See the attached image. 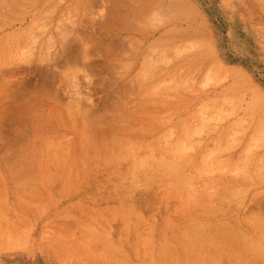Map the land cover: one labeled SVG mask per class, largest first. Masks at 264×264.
<instances>
[{
    "label": "rangeland",
    "instance_id": "1",
    "mask_svg": "<svg viewBox=\"0 0 264 264\" xmlns=\"http://www.w3.org/2000/svg\"><path fill=\"white\" fill-rule=\"evenodd\" d=\"M1 1L23 17L0 26V264H89L84 244L95 264H264V17L252 0ZM164 133L193 154L177 176L155 165L171 190L120 197L104 168L78 181L80 136L98 152ZM82 196L106 217L98 240L67 228ZM13 220L25 232L8 244Z\"/></svg>",
    "mask_w": 264,
    "mask_h": 264
},
{
    "label": "bare ground",
    "instance_id": "2",
    "mask_svg": "<svg viewBox=\"0 0 264 264\" xmlns=\"http://www.w3.org/2000/svg\"><path fill=\"white\" fill-rule=\"evenodd\" d=\"M6 1V0H5ZM61 1V0H60ZM168 1V0H167ZM12 2V0L10 1ZM168 3V2H167ZM12 4V3H11ZM9 5L11 7H15L17 6L16 5ZM252 4H253V7L254 8H257L258 12H259V15L261 17H264V0H252ZM4 4H2V1L0 0V26H6V25H10L12 23V20H15V19H19L23 16H20V14L18 13H12L11 11L7 10L6 8H8L6 6H3ZM19 6V5H18ZM23 6V5H22ZM176 6L177 8H185L184 5L181 3V1H177L176 3ZM47 13V12H46ZM158 17V16H157ZM158 21V19H157ZM86 24V23H85ZM69 31V30H68ZM82 32V31H81ZM17 34H23V32H20V33H17ZM35 34V33H34ZM83 34V33H82ZM38 35V34H37ZM60 35V34H59ZM7 37H13L12 34L7 36ZM29 37V36H28ZM22 38V37H21ZM60 38V37H59ZM88 38V36H87ZM48 39V38H47ZM31 41H33L32 39H30ZM103 40V39H102ZM47 41H50V40H46ZM22 43V42H21ZM48 43V42H47ZM53 43V42H52ZM97 43V42H96ZM100 43V42H99ZM103 44V43H102ZM108 44V43H107ZM106 44V45H107ZM17 45V44H16ZM30 45V44H28ZM100 45V44H99ZM18 46V45H17ZM51 46V45H50ZM102 46V45H101ZM105 46V45H104ZM103 46V47H104ZM25 47V46H24ZM71 47V46H70ZM83 47V46H82ZM102 47V48H103ZM114 47V46H112ZM87 48V47H86ZM84 49V48H83ZM48 50V49H47ZM21 51V49H20ZM182 50H179V53H181ZM25 53V52H24ZM21 54V53H20ZM19 57V56H18ZM193 58V57H192ZM170 59V58H169ZM167 60V59H166ZM149 64H150V59L148 60ZM154 61V60H153ZM160 61V60H159ZM158 61V62H159ZM156 62V61H155ZM162 63V62H161ZM180 63V62H179ZM200 63V61H199ZM152 64V62H151ZM167 64V62L165 63ZM154 65V63H153ZM198 65V64H197ZM151 66V65H150ZM190 66H193L190 65ZM54 67V66H52ZM152 67V66H151ZM191 68V67H190ZM154 70V69H153ZM192 69L190 70H187V71H191ZM75 71V70H74ZM77 72V71H76ZM75 72V73H76ZM207 72V71H206ZM83 73V72H82ZM151 73V71H150ZM43 74V73H41ZM192 74V72H191ZM194 74V72H193ZM205 74V73H204ZM74 75V74H72ZM71 75V76H72ZM48 76V75H47ZM46 76V77H47ZM76 76V75H75ZM70 77V75H69ZM1 78V77H0ZM147 78V77H146ZM220 79V78H219ZM3 79H1L2 81ZM40 80V79H39ZM208 80V79H207ZM192 81V80H191ZM209 81V80H208ZM5 82V81H4ZM38 82V81H37ZM10 83V82H9ZM185 83V82H184ZM193 83V81H192ZM215 83V82H214ZM45 84V83H44ZM165 83H163L162 85H164ZM138 85V84H137ZM44 86V85H42ZM36 88V87H35ZM43 88V87H41ZM31 90V89H30ZM40 90V89H39ZM35 91V90H34ZM203 92V91H202ZM33 93V92H32ZM46 93V92H45ZM93 93V92H92ZM37 94V93H36ZM26 95V94H25ZM33 95V94H32ZM31 95V96H32ZM40 96V92L38 94ZM43 95V94H42ZM29 96V95H28ZM27 97V96H26ZM29 99V98H28ZM223 99V98H222ZM26 100V99H25ZM39 101V100H37ZM71 101V100H70ZM222 101V100H221ZM31 102V101H30ZM42 102V101H40ZM216 102V101H214ZM213 102V103H214ZM222 104L219 103V106L221 107V105H225L226 103V100H223ZM229 102V100H227V103ZM32 103V102H31ZM211 103V102H210ZM209 103V105H210ZM234 103V101L232 100V104ZM253 103V102H252ZM73 104V103H71ZM231 104V105H232ZM235 104V103H234ZM216 104H214V107H215ZM230 105V103H229ZM227 105V106H229ZM73 106V105H72ZM82 106V105H81ZM233 106V105H232ZM231 106V107H232ZM252 105H250L251 107ZM78 105L75 107V110L77 111L76 113L79 114V113H82V114H85L86 112L83 110L82 112H80L78 109H77ZM101 107V106H100ZM105 107V106H104ZM218 107V106H216ZM224 107V106H223ZM234 107V106H233ZM209 113H211L212 111V107H208ZM228 108V107H227ZM68 109V108H67ZM65 109V110H67ZM74 109V108H73ZM211 109V110H210ZM214 110L216 108H213ZM217 109H220V111L218 112ZM215 110V113H214V110L212 111L214 113V115L216 114H220L221 112V108H217ZM232 109V108H230ZM230 109H227V110H230ZM253 109V108H252ZM251 109V111H252ZM35 110V109H34ZM224 110H226V107H224ZM223 110V111H224ZM99 111V110H98ZM96 111V112H98ZM222 111V113H223ZM249 111V110H248ZM56 112V111H55ZM71 112V111H70ZM74 111H72L73 113ZM79 112V113H78ZM85 112V113H83ZM90 112V111H89ZM92 112V111H91ZM95 110H93V114L95 113ZM206 112V111H205ZM217 112V113H216ZM225 112V111H224ZM254 112V111H252ZM61 114V111L59 112ZM69 113V110L68 112ZM212 113V114H213ZM247 113V112H246ZM249 113V112H248ZM247 113V114H248ZM59 114V115H60ZM89 114V113H88ZM87 114V116H88ZM246 114V116H247ZM250 115H252L253 113H249ZM22 114H20L19 116L21 117ZM209 115V114H208ZM67 116V115H66ZM70 116V114H69ZM73 116V123H74V114H71L70 117ZM91 116V115H90ZM95 116V115H94ZM212 116V115H211ZM217 116V115H216ZM220 116V115H218ZM245 116V117H246ZM203 117V115L201 116ZM208 117V116H207ZM209 119V118H207ZM244 117V118H245ZM64 118V117H63ZM92 118H93V115L91 116V122H92ZM204 118V117H203ZM213 118V117H212ZM211 118V119H212ZM215 118V117H214ZM217 118V117H216ZM246 118H250L249 115L248 117ZM262 118V117H261ZM62 119V118H61ZM210 119V120H211ZM260 119V118H259ZM216 120V119H215ZM62 121V120H61ZM209 121V120H208ZM84 122V121H82ZM90 122V123H91ZM207 122V121H206ZM50 123V122H49ZM80 123V122H79ZM238 123V122H237ZM235 124V121L234 123L232 122V125ZM240 124H242L240 122ZM81 125V123L79 124ZM239 125V123L237 124ZM264 125V124H263ZM200 127V126H199ZM79 128V127H78ZM241 128V127H240ZM263 128V126H262ZM47 129V128H46ZM102 130V129H101ZM197 130V129H196ZM262 130V129H260ZM259 130V135H261V131ZM199 130H197L198 132ZM239 131V130H238ZM45 132V131H44ZM194 132V131H193ZM264 132V131H263ZM101 133V132H100ZM201 133V132H200ZM168 133H164V136L160 137V136H152V137H149L147 139H142V140H136L134 139L132 136H129L127 135L126 137L129 139L127 140V143L125 145V150L124 147L123 149H119L118 148V144H119V141L118 139H116V141L114 139H111L109 142L111 143L110 144V149L109 150H105V151H96L98 150L97 149V146L99 144V141L96 140V138H91V137H81L78 139V142L76 143V150L75 152L77 153V155L74 156L73 158V164L75 165V168L76 170L78 171L79 173V178H78V181L79 182H82V180L84 179L83 178V172L84 174H86L87 172H91V171H94V170H97L99 168H104V169H107L110 173V177L114 183V185L120 190V197H126V198H129L131 197L132 195H134V190H136L138 188V190H142V192L148 196V195H151V196H155L156 195V192L158 190H171L170 188L172 187H175V184L173 182H170L169 180H167L166 178V175L167 173H172L174 172V174L176 175V172L178 171V168H176V165L179 163V162H183V161H186L187 159L188 160H191L192 157H193V154L190 153V152H187V151H190L189 148H187V151L185 150V144L188 142V146H189V141L188 139L186 140L185 136L183 135H178L177 138H174V139H171L170 137V133L167 135ZM194 134V133H193ZM197 134V133H196ZM199 134V133H198ZM50 135V133L48 134V136ZM104 135V134H103ZM24 136V135H23ZM56 136V135H55ZM106 136V135H105ZM109 136V135H108ZM195 136V135H194ZM231 136V135H230ZM230 136H227V137H230ZM46 137H47V134H46ZM51 137V135L49 136ZM57 137V136H56ZM116 137V136H115ZM103 136H102V140H103ZM110 138V137H108ZM191 138V137H190ZM189 138V139H190ZM106 139V138H105ZM225 139V138H224ZM229 139V138H228ZM256 139V138H254ZM113 141H114V144H113ZM225 141V140H224ZM262 141V140H261ZM116 142H118L116 144ZM259 141H257L256 143H258ZM104 143H107L106 140ZM233 143V142H232ZM235 143V142H234ZM49 145V144H48ZM113 145V146H111ZM123 145V144H122ZM255 145V144H254ZM108 146V145H107ZM187 146V145H186ZM49 147V146H48ZM191 147V145H190ZM222 147V146H220ZM191 149V148H190ZM218 149V148H217ZM248 147H246V149L244 148V150L247 152L248 151ZM252 149V147L250 148ZM51 150V149H50ZM57 150V149H56ZM213 151V150H212ZM217 151V150H216ZM60 152V151H59ZM63 152V151H62ZM215 152V151H214ZM252 152V151H251ZM212 153V152H211ZM218 153V151H217ZM250 153V152H248ZM209 155V154H208ZM208 155L206 154V157L208 158ZM205 156V155H204ZM245 157V155H244ZM206 158V159H207ZM204 159V160H206ZM244 160V158H243ZM27 161V160H26ZM261 161L260 164H262V162L264 160H259ZM158 164V165H157ZM69 164H67V162L64 163V167L68 166ZM155 165H157L158 167L161 166V168H163L165 171H166V175L164 174H160V172H157L156 168H155ZM160 165V166H159ZM241 165V164H240ZM156 166V167H157ZM164 166V167H163ZM261 166V165H260ZM166 167V168H165ZM258 167V166H257ZM233 169V168H232ZM235 169V168H234ZM177 170V171H175ZM261 170V169H259ZM257 170V171H259ZM172 171V172H171ZM212 170L211 169H206L205 172H211ZM76 172V171H75ZM242 172V171H240ZM162 173V172H161ZM177 173H180V172H177ZM203 173V172H202ZM171 175V174H170ZM177 176V175H176ZM183 178V179H179L181 181H183V185L187 186L188 188V184L186 185V183L188 182L185 178H184V175H180V178ZM179 178V177H177ZM179 180H177L179 182ZM176 182V181H175ZM182 183V182H180ZM105 184H102L100 182L96 183L92 189H94L95 187H99V188H102L104 187ZM186 188V189H187ZM185 189V190H186ZM215 189H216V186H212V185H209L207 186V190L209 191L210 194H213L215 192ZM180 190V189H179ZM233 191V190H232ZM96 192V191H95ZM186 194V193H185ZM144 196V195H143ZM186 196H188V194H186ZM222 196V195H221ZM93 197L92 200H106V199H109L110 197L108 195H104L102 193H99L97 192V195H95L93 193V195L91 196ZM190 197V196H189ZM188 197V198H189ZM120 201H123V199H121ZM166 202H170L169 200L165 199ZM191 202V201H190ZM75 205L77 206V210H76V213L74 215L71 216V218H69V220L67 221V228L69 230H76L78 231V234L79 235H82V234H85V233H89L90 235L93 236L94 240L95 238H99V234L103 232V230H106L107 229V224H106V217L102 218L100 217L96 212L95 210H91L90 212H88L87 210H85V201H84V198L83 196L80 197L79 199H77L75 201ZM209 205V204H207ZM207 205H204L205 208L207 207ZM191 206V205H190ZM193 206V205H192ZM132 207V206H131ZM130 207V208H131ZM202 207V206H201ZM212 207V205H211ZM219 207V206H218ZM260 209V208H259ZM203 211V210H201ZM206 212V211H205ZM213 212V210H212ZM123 213V212H122ZM121 213V214H122ZM135 214V213H134ZM257 216V215H256ZM114 217V216H113ZM250 217V216H249ZM16 218V217H15ZM122 218L124 219L123 215H122ZM259 218V216H258ZM18 219V218H16ZM88 219V220H86ZM22 219L19 218V221H21ZM86 220V221H85ZM127 221V219H124ZM257 220V219H255ZM18 221V220H17ZM124 221V222H126ZM14 222V223H13ZM13 222L11 221V224L9 225V228H8V231H7V240H6V243H11V242H15V241H19V242H22L23 241V235H24V229H20L19 230H16L12 227V224L14 226H16V221L13 220ZM127 223V222H126ZM261 223V221H260ZM259 223V224H260ZM57 225H60L59 223H56ZM128 224V223H127ZM20 226V225H19ZM201 226V225H199ZM21 227V226H20ZM17 228V227H16ZM22 228V227H21ZM194 228V227H193ZM264 228V227H263ZM19 229V228H18ZM28 229V228H27ZM214 228H212L213 230ZM262 228L259 229V231L261 230ZM5 230V229H4ZM65 229L64 232H63V237H66L64 233H69L70 231ZM229 230V229H228ZM198 231V230H197ZM197 231H194V233H196ZM224 231H227L226 229H224ZM239 231V230H238ZM262 231H264L262 229ZM193 232V231H192ZM1 234V233H0ZM28 235V233H26ZM87 235L86 237H89L90 235ZM103 234V233H102ZM185 234V232H184ZM200 239L201 237L203 238V236L201 235V233H196ZM59 234H56V237L53 236H45V240L46 241H51V245H56L57 244V241L59 238L58 237ZM104 235V234H103ZM109 235V234H108ZM234 235V234H233ZM105 236V235H104ZM107 236V235H106ZM236 236V235H235ZM27 237V236H26ZM184 237H186V234L184 235ZM222 238V235L220 236ZM224 237V236H223ZM90 238V237H89ZM187 238V237H186ZM188 238H190L188 236ZM182 239V238H181ZM185 239V238H184ZM214 239V238H213ZM217 239V238H216ZM264 239V238H263ZM142 240H139L140 243H142ZM165 240V239H164ZM194 240V239H193ZM202 240V239H201ZM199 240V241H201ZM238 240V239H236ZM242 240V239H241ZM244 241V239H243ZM247 241V242H246ZM245 242V247L244 248H247L249 246L250 243H248V240H246ZM25 242V241H24ZM138 242V241H136ZM169 242V241H168ZM189 242V241H188ZM187 242V243H188ZM209 242V241H208ZM213 242V241H212ZM242 242V241H241ZM250 242V241H249ZM139 243V242H138ZM167 243V242H166ZM165 245L168 246V243ZM195 243V242H194ZM201 242L199 243V247L202 246L200 245ZM210 244V243H209ZM243 244V243H242ZM248 244V246L246 247V245ZM253 244V243H252ZM138 245V244H137ZM164 245V244H163ZM161 246L160 248L162 249H165V247L167 246ZM171 245V244H170ZM208 245V244H207ZM215 245V243H214ZM239 245V244H238ZM254 245V244H253ZM243 247V245H241ZM198 247V248H199ZM260 247V246H259ZM257 247V249L259 248ZM263 248V247H262ZM262 248L260 247V249L258 250H262ZM80 250H85L87 251V254L88 255V258H89V262H86V263H89V264H95L96 263V260H94L97 255L94 253V254H90V249H89V246L87 244H84V245H80ZM218 251V250H217ZM264 251V248L263 250ZM261 251V252H262ZM119 252V251H117ZM261 252H259L261 254ZM124 255L125 253L122 252ZM220 253V252H219ZM262 255V254H261ZM95 261V263H94ZM104 261V260H103ZM107 262V260H106ZM123 262V261H122ZM124 263V262H123ZM98 264V263H97ZM175 264V263H173Z\"/></svg>",
    "mask_w": 264,
    "mask_h": 264
}]
</instances>
